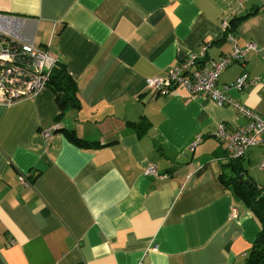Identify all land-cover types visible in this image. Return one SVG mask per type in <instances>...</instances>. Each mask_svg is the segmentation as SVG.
Here are the masks:
<instances>
[{
    "label": "crops",
    "instance_id": "0c3cea01",
    "mask_svg": "<svg viewBox=\"0 0 264 264\" xmlns=\"http://www.w3.org/2000/svg\"><path fill=\"white\" fill-rule=\"evenodd\" d=\"M0 13L11 37L65 67L79 104L55 121L47 87L0 105V264H248L260 224L213 136L247 120L180 87L150 98L146 84L202 44L219 59L229 31L256 50L218 88L244 73L256 83L226 96L264 114V0H0ZM263 159L264 135L240 161L264 190Z\"/></svg>",
    "mask_w": 264,
    "mask_h": 264
},
{
    "label": "built area",
    "instance_id": "2783aa9c",
    "mask_svg": "<svg viewBox=\"0 0 264 264\" xmlns=\"http://www.w3.org/2000/svg\"><path fill=\"white\" fill-rule=\"evenodd\" d=\"M6 19L0 13V105H11L34 98L47 88L51 73L59 64L48 49L38 48L28 42L21 43L11 37L2 27V22ZM226 39L230 44V51L219 59L208 58L206 56L208 44H202L197 52H189L168 70L165 77L149 79L146 92L150 98L165 97L180 87L191 99H208L244 117L247 120L246 124L235 130L229 131L224 125H218L213 131L216 140L225 146L226 159L235 161L241 160L249 149L262 144L264 114L258 115L226 96L225 91L229 88L241 92L248 85L256 83L254 80L248 81L244 73L230 86L222 90L218 88L220 74L232 64H242L247 53L256 50L253 43L239 48L236 45V36L229 31L226 32ZM50 134L49 130H45L42 137L47 139ZM199 141L200 139L196 138L191 142L190 149L193 150ZM259 170L264 172V159L259 165ZM146 173L157 176L156 169L152 166L146 169ZM18 182L23 187L29 186V182L23 176L18 178ZM232 216H235V210H232Z\"/></svg>",
    "mask_w": 264,
    "mask_h": 264
},
{
    "label": "trees",
    "instance_id": "16d2710c",
    "mask_svg": "<svg viewBox=\"0 0 264 264\" xmlns=\"http://www.w3.org/2000/svg\"><path fill=\"white\" fill-rule=\"evenodd\" d=\"M234 21L230 22L232 26H234ZM47 87L54 93L59 109V114L55 121L60 119L65 111L78 109L79 104L76 98L74 82L63 65L58 64V67L52 71ZM65 135L74 144L79 146L86 145L81 143L80 139L75 138L72 132H66ZM241 160L229 161L228 167L234 173V176H231L232 178L229 181L227 180V184H232V188L238 198L252 212L260 224V231L249 253L248 264H261L264 263V190L245 178L241 172Z\"/></svg>",
    "mask_w": 264,
    "mask_h": 264
}]
</instances>
